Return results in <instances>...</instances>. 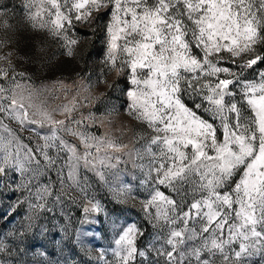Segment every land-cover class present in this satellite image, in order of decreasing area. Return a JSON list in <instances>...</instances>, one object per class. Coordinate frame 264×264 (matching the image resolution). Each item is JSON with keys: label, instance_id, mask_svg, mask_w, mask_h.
<instances>
[{"label": "snow or ice", "instance_id": "obj_1", "mask_svg": "<svg viewBox=\"0 0 264 264\" xmlns=\"http://www.w3.org/2000/svg\"><path fill=\"white\" fill-rule=\"evenodd\" d=\"M23 4L33 28L57 37L65 33L61 38L70 56L78 41L66 33L74 21L90 24L109 17L104 62L126 78L127 114L153 133L138 137L146 143L136 149V158L147 160L137 165L145 175L141 183L151 187L145 211L156 226L168 230L164 245L171 250L162 245L156 255H163L165 264H216L217 256L220 264H252L253 256L264 264V71L251 80L244 75L264 63V54L257 53L264 46V0H23ZM6 7L0 5V12ZM7 44L0 41V49ZM10 56L0 54V61H8L7 68L0 67V80L10 84H0V128L17 141L5 120L17 122L21 131L29 125L41 130L48 125L50 134L41 135L32 127L43 143L33 150L17 142L13 154L9 150L13 140L5 141L0 133V180L9 173L23 176L29 170L26 163L39 167L41 159L46 168L58 166L62 172L67 167L74 183L81 166L116 167L112 160L119 163L120 157L107 150L117 153L124 146L86 131L92 125L85 121L95 117L75 119V98L61 106L63 120L41 108L29 117L25 86L15 79L24 73L15 71ZM245 56L250 58L237 63ZM60 132L77 139L69 143ZM53 149L55 157L49 155ZM102 149L104 156L99 155ZM43 191L47 193L48 186ZM91 210L100 209L94 204ZM137 235L143 233L131 224L115 241L117 264H133L137 256L151 255L135 246Z\"/></svg>", "mask_w": 264, "mask_h": 264}, {"label": "rangeland", "instance_id": "obj_2", "mask_svg": "<svg viewBox=\"0 0 264 264\" xmlns=\"http://www.w3.org/2000/svg\"><path fill=\"white\" fill-rule=\"evenodd\" d=\"M0 5H7L0 12V41H8L7 46L0 49V54L11 53L15 71L24 73L15 79L25 86L24 104L29 117L32 118L33 112L41 108L51 113L53 119L63 120L65 116L61 106L71 104L75 98L78 104L72 113L75 119L90 114L95 117L94 121H85L92 125L86 131L124 146L117 153L107 150L120 157L119 163L112 160L116 164L114 168L98 165L93 170L81 166L75 177L78 183L69 178L67 167L62 172L58 166L46 168L47 162L42 159L39 167L35 162L26 163L29 170L23 176L19 172L9 173L7 178L0 180V244L4 248L0 251V264H117L113 255L117 247L115 241L131 224L143 233L135 237V246L151 252L150 256H137L133 264H165V257L157 256L155 249L163 245L171 250L164 245L168 230L156 226L145 211L144 202L150 198L151 187L141 183L145 175L137 165L146 164L147 160L136 158V149L146 143V139L138 140V137H150L153 133L127 114L129 100L126 91L129 85L124 76L109 69L104 62L105 32L100 41L93 43L96 51L87 63L85 51H82L84 45L93 40L95 25L101 22L106 26L109 17L101 16L90 24L74 21L66 33L69 39L78 41L71 46L73 54L70 56L66 41L61 38L65 33L57 37L47 30L33 28L26 18L23 0H0ZM257 53L264 54V46L258 47ZM248 58L238 59L237 63ZM0 67L7 68L8 61H0ZM259 71H264V63L244 75L251 80ZM0 84L10 87L4 80H0ZM4 123L18 137L17 141L0 128L5 141L13 140L9 147L13 154L17 142L33 150L43 143L31 131L32 127L41 135L50 134L48 125L43 130L39 125H29L28 130L21 131L15 121L5 120ZM81 130H85L83 125ZM58 135L69 143L77 139L64 132ZM79 147L82 153L83 145ZM24 151L26 149L20 153L21 159ZM49 155L55 157L56 151L51 150ZM93 155H96L94 150ZM99 155L104 156L105 151L102 149ZM98 173H102V177ZM45 186H48L47 193L43 191ZM129 186L130 191H122ZM160 190L172 195L163 187ZM36 204H44L45 207L34 208ZM94 204L99 206V211L91 210ZM85 208L89 211L85 212ZM148 211L155 214L154 208ZM215 260L220 264L219 256ZM251 261L252 264H261L259 256H253Z\"/></svg>", "mask_w": 264, "mask_h": 264}, {"label": "trees", "instance_id": "obj_3", "mask_svg": "<svg viewBox=\"0 0 264 264\" xmlns=\"http://www.w3.org/2000/svg\"><path fill=\"white\" fill-rule=\"evenodd\" d=\"M104 28H105V24L103 23H98L95 25V34H94V38L93 40H91L90 43H86L84 45V48L82 51L84 52V56L85 58V63H87L90 59V57H92L93 53L96 51V47L94 48L93 43L100 41V38L103 36V32H104Z\"/></svg>", "mask_w": 264, "mask_h": 264}]
</instances>
